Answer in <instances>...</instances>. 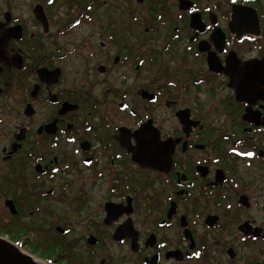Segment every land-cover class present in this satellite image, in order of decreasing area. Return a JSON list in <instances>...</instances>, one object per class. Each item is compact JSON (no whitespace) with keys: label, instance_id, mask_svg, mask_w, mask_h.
<instances>
[{"label":"flooded vegetation","instance_id":"obj_1","mask_svg":"<svg viewBox=\"0 0 264 264\" xmlns=\"http://www.w3.org/2000/svg\"><path fill=\"white\" fill-rule=\"evenodd\" d=\"M8 122L0 185L22 251L115 264L94 259L109 240L136 257L122 264H264V0H0ZM93 193L102 229L73 254L72 228L35 216Z\"/></svg>","mask_w":264,"mask_h":264},{"label":"rangeland","instance_id":"obj_2","mask_svg":"<svg viewBox=\"0 0 264 264\" xmlns=\"http://www.w3.org/2000/svg\"><path fill=\"white\" fill-rule=\"evenodd\" d=\"M211 117L215 118V114L212 113ZM4 125L5 124H3L0 129V147L5 144L6 140L4 137V132L10 129V125H12V122H8L5 126ZM11 167L12 165L10 162H4L0 159V175L8 174V171L9 169H11ZM3 184L0 185V230L7 232L8 230L3 229L4 227H13L15 230V218L8 212L7 208L5 207L4 199L13 196V192L11 190L5 191V188H3ZM100 197V195L93 193L91 196V201L85 203L84 207H79L78 210H76V207L78 205L76 203L58 204L53 203L54 200H45L40 205L41 208L44 209V211H42L43 209H41L40 215L35 216V219L38 222V225L44 228V230H46L48 226L57 224L63 227H71L72 231L64 235L63 239L67 243H71L74 246L72 253L78 254L80 253L79 250L81 249L86 233L93 227L99 230L102 229L100 227V221L102 216V210L100 209V206L102 205V199ZM61 217L63 219H60ZM47 233L48 234L46 235V237L52 234V232ZM43 234L46 233L44 232ZM0 236L11 241L8 238V234H3ZM25 238H28L30 242L40 245H44L43 239H46L41 238L37 234V232L32 234H26ZM11 242L13 243V241ZM106 242L108 248L107 250H101V247L95 249V261H98L101 258L108 257H111L113 260H115V264H122L125 262H131L136 260V257L132 255V253L127 249V247H125V245L115 244L109 240ZM44 250L47 249L45 248ZM23 252L27 254V252ZM85 255L88 256V253L85 252ZM34 259L40 263L46 264L42 261V256H38ZM73 262L77 264L76 259H74Z\"/></svg>","mask_w":264,"mask_h":264},{"label":"water","instance_id":"obj_3","mask_svg":"<svg viewBox=\"0 0 264 264\" xmlns=\"http://www.w3.org/2000/svg\"><path fill=\"white\" fill-rule=\"evenodd\" d=\"M5 205L12 214H15L12 200H5ZM122 236L120 234L115 235L117 238ZM35 261L33 257L23 253L14 243L0 236V264H38Z\"/></svg>","mask_w":264,"mask_h":264},{"label":"trees","instance_id":"obj_4","mask_svg":"<svg viewBox=\"0 0 264 264\" xmlns=\"http://www.w3.org/2000/svg\"><path fill=\"white\" fill-rule=\"evenodd\" d=\"M15 218V217H14ZM3 229H6V230H8L7 232L5 231H2V230H0V235H3V234H8V238L11 240V241H13V242H15L19 237L17 236V234H15V230H14V228L13 227H4ZM33 244H35V243H33ZM31 251V253H34L35 254V256H42V259L43 258H48V259H54L55 257H57L58 256V254L60 253V250H58V251H48V250H41V249H31L30 250Z\"/></svg>","mask_w":264,"mask_h":264},{"label":"snow or ice","instance_id":"obj_5","mask_svg":"<svg viewBox=\"0 0 264 264\" xmlns=\"http://www.w3.org/2000/svg\"><path fill=\"white\" fill-rule=\"evenodd\" d=\"M53 2H54V0H48V3H49V4H51V3H53ZM141 2H143V0H141ZM232 2L235 3V0H232ZM91 7H92L91 5L88 6L89 11H91ZM161 19H162V18H161ZM76 23L79 24L80 22L77 21ZM144 63H145L144 60H142V59L139 60V64H140V65H144ZM123 107H124V108H127V105H124ZM88 131H91V129H88ZM142 132H143V130H141L140 132H137V133L135 134V141H139V142L142 143ZM135 141H134V142H135ZM233 151L235 152V149H233ZM239 155H245V156H248V157H254V156H255V153H253V152H245V153H239ZM84 163L90 165V164L92 163V161H91V160H85ZM64 167H68V165H64ZM52 171H53V172H57V173H59V172H60V168H53ZM112 191L115 192L116 189L113 188ZM231 207H232V205L229 204V205H228V208L231 209ZM118 212H119V210L116 211L117 214H118ZM161 247H163V245H161ZM196 255H199V253H196Z\"/></svg>","mask_w":264,"mask_h":264},{"label":"bare ground","instance_id":"obj_6","mask_svg":"<svg viewBox=\"0 0 264 264\" xmlns=\"http://www.w3.org/2000/svg\"><path fill=\"white\" fill-rule=\"evenodd\" d=\"M36 263H38V264H42V263H40V262H38V261H35Z\"/></svg>","mask_w":264,"mask_h":264}]
</instances>
